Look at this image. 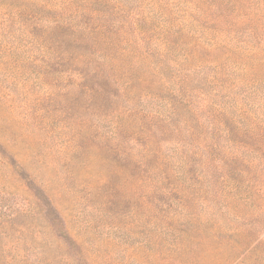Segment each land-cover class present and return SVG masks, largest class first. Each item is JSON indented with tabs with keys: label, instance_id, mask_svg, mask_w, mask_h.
<instances>
[{
	"label": "rangeland",
	"instance_id": "374dc122",
	"mask_svg": "<svg viewBox=\"0 0 264 264\" xmlns=\"http://www.w3.org/2000/svg\"><path fill=\"white\" fill-rule=\"evenodd\" d=\"M0 23L1 248L264 264V0H0Z\"/></svg>",
	"mask_w": 264,
	"mask_h": 264
},
{
	"label": "trees",
	"instance_id": "16d2710c",
	"mask_svg": "<svg viewBox=\"0 0 264 264\" xmlns=\"http://www.w3.org/2000/svg\"><path fill=\"white\" fill-rule=\"evenodd\" d=\"M16 12H10V14H14ZM0 27H2L1 23H0ZM1 35L6 34L5 30L2 28L0 31ZM83 57V56H82ZM85 60V59H84ZM78 63H82L83 62V58H77L76 60ZM84 68H89V65L84 64ZM85 71V70H84ZM86 79V75L84 76ZM25 213V212H22ZM11 217V216H10ZM8 218L10 219V221L8 220H0V227L1 229L4 230V224L5 223H12L13 222V218ZM7 218V216H6ZM4 226V227H3ZM21 231V230H20ZM20 235L22 234L21 232ZM5 232V231H2ZM1 234V233H0ZM32 234H35L34 232ZM2 235V234H1ZM17 237V242H9L7 244H4V248L0 247V264H41L43 263L40 258H38L39 254H42V252H38L36 249L32 248L31 246H29L26 250H20V245H19V240L21 239V236ZM38 236V234H36ZM5 239H7L9 236L8 234H3L2 235ZM48 243V242H47ZM20 253H23L22 259H20L19 261L15 262L16 259H18V256L20 255Z\"/></svg>",
	"mask_w": 264,
	"mask_h": 264
}]
</instances>
